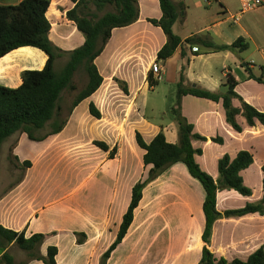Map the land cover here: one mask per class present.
I'll use <instances>...</instances> for the list:
<instances>
[{"label":"crops","instance_id":"obj_1","mask_svg":"<svg viewBox=\"0 0 264 264\" xmlns=\"http://www.w3.org/2000/svg\"><path fill=\"white\" fill-rule=\"evenodd\" d=\"M22 1L0 0V5L16 6ZM50 2L47 18L52 25L49 34L52 43L64 52H71L81 47L85 37L75 23L67 18V12L75 6L73 1L50 0ZM173 2L179 13L173 27L176 35L183 40L193 35L210 36L219 45H232L237 39L244 38L250 44V48L245 52L256 53L261 62L257 68L259 73L255 72L254 65L250 66V69L257 77L264 78V0L262 7L246 13L241 12L240 0H173ZM139 7L140 18L136 23L113 30L112 37L103 53L95 60L104 79L103 84L97 92L83 100L73 110L65 129L44 141L30 140L25 133H17L11 136L10 140L7 139L11 141V144L15 142L13 157L18 158V164L28 160L32 162V166L24 170L17 169V174L22 173L20 178L18 176L12 180L7 179L8 176L14 178L16 175L11 171L5 176L0 175V225L17 232H25L26 237L37 233L45 234L47 237L41 252L46 255L49 246H56L59 250L57 264H61L63 257L67 258L64 264H79L73 244H76V251L85 250V256H87L94 246L91 241L104 239L103 241L106 242L95 264L100 263L102 255L117 237L123 216L131 201L132 188L138 181L134 172L131 173L134 168L129 161L130 155H127L125 145L119 143L122 138L117 132V157L110 159L109 153L103 151L108 155V161L100 171V175L93 181V183L98 181L100 184H84L71 190L42 184V176L35 169L33 160L37 159L42 150H46L54 139L78 136L75 133L67 134V132L79 108L85 105L84 110L90 115L89 105L94 103L102 114L105 110L107 111L109 102L113 100V93L117 90V96L123 97L122 101L130 102L126 109L120 108L122 105L118 104L117 113L123 109L127 111L129 107L132 108V112L137 113L132 121L134 129L131 132V145L132 151L140 156L142 164L145 151L136 142V132H140L148 144L161 130L165 133L168 142L175 144L179 141L174 124L164 127L154 123L143 114L144 110L139 104L144 93L153 90L149 87L147 79L153 62H157V53L167 41L162 29L148 21V19L158 20L162 17L159 0H139ZM238 53L240 52L201 51L200 55L194 56L187 48V55L183 57L181 49H178L172 58L166 62L157 63L163 68L161 74L175 89L183 74L187 85H196L215 92H226L225 77L231 73L238 81L236 92L245 102L264 113V94L245 90L246 85H249L262 92L264 84L249 79L246 71L242 76L238 75L237 63L242 59ZM59 59L68 61V55H63ZM47 60L48 56L34 47H23L9 53L0 59V85L8 88L20 87L22 73L26 70L43 69ZM117 81L127 84L128 94L121 90ZM74 83L76 85V74ZM188 103H203L205 106L195 113L187 109ZM233 106L241 109V102L233 99ZM181 108L182 114L189 123L193 124L194 132L209 139L207 142L193 140L192 144L194 148L202 149V155L197 156L196 159L201 168L214 179H217L219 175L218 161L224 155L228 154L233 159L241 150H248L254 156L253 165L241 173L243 179L252 172L256 175L259 186L252 188L253 195L245 197L233 190L219 191L217 210L221 213L234 210L226 208L225 205L235 198L243 202L239 208H243L250 202H260L263 197L264 150L260 152L263 159H258L256 146L264 147V125L256 122L254 127H250L242 114H239L237 121L243 131L238 133L227 123L222 102L216 103L190 95L182 98ZM91 117L96 121L102 120V118ZM217 137L222 138L223 143L211 141L212 138ZM24 143L35 148L36 152L30 155L25 154L21 150V145ZM106 143L110 145L109 142ZM211 144L216 145L214 146L216 153L203 165L202 160L207 159L206 147ZM48 158L49 156L45 157V159ZM116 158V170L105 167ZM143 167L148 172L151 168L144 164ZM185 167L182 163L173 165L146 187L144 197L148 187L163 191L165 201L161 206V216L158 218L146 216L144 222H137L135 217L128 234L113 252L108 264L115 258V252L128 242L134 243L135 250L144 245V251L141 253L145 254L144 260L139 259L134 264H149L146 262L149 257L150 264H155L153 258L159 251V247L162 263L157 264H198L200 262L204 246L202 235L205 230L203 212L205 191L199 181L190 176ZM147 176H143L141 180ZM100 177L101 180H98ZM58 193H64V195H58ZM144 197L136 212L141 208ZM157 221H161V227L155 229ZM75 233L86 235L83 244L77 243ZM158 240L163 243L162 247L157 244ZM65 242L69 243L68 251H65L67 247ZM261 247L264 248V216L260 214L223 218L214 225L210 250L217 258L224 257L230 262L234 259L245 261ZM17 249L11 247V253ZM127 261L124 259V263H119L121 261L117 259V264H125ZM16 262L18 263L17 260ZM29 264L43 263L35 260L30 261Z\"/></svg>","mask_w":264,"mask_h":264},{"label":"trees","instance_id":"obj_2","mask_svg":"<svg viewBox=\"0 0 264 264\" xmlns=\"http://www.w3.org/2000/svg\"><path fill=\"white\" fill-rule=\"evenodd\" d=\"M74 8L67 12L69 21L75 23L77 29L84 35V44L71 51L64 52L57 48L49 38L52 25L47 18L50 0H23L16 6L0 5V59L9 53L23 48L34 47L43 51L48 60L41 70H26L22 73V85L18 88H8L0 85V148L3 143L17 133H25L30 140L44 141L52 135L61 133L67 126L73 110L85 99L90 98L103 84L95 60L103 53L105 46L112 37L113 30L125 28L136 23L140 18L139 0H72ZM162 17L158 20L148 21L162 29L167 41L157 53V62H166L172 58L178 49L186 57L187 48L194 56L204 52L232 51L243 53L250 48L249 42L244 38L237 39L232 45H219L210 36L193 35L183 40L175 34L174 25L179 13L173 0H159ZM193 47L198 51L193 52ZM63 55H68V61L63 71H55L56 61ZM82 67L88 75V83L80 90L69 109V115L61 119L60 105L64 91H77L74 76ZM249 79L264 84L263 77H257L250 65H246ZM184 70V68H183ZM150 88L158 85L152 72L148 76ZM121 90L128 94L125 82L117 81ZM238 81L231 74L225 77L226 92H215L196 85L185 84L182 74L177 84L176 107L172 113L178 126L179 141L175 144L167 141L165 133L161 130L149 144L140 132H136V142L145 151L143 164L151 166L147 178L137 182L132 188L131 201L123 216L115 241L102 255L99 264H108L113 252L123 242L131 228L135 212L141 204L146 187L163 175L169 168L177 163L186 166L190 176L199 181L205 191L203 212L205 215V230L202 235V258L198 264H264V248H259L247 260L217 258L210 250L215 223L223 218H237L249 214L264 216V178L263 197L260 202H250L243 208L227 210L223 213L217 210V194L219 191L229 190L250 197L253 190L245 185L241 173L254 163V156L248 150H241L235 158L228 154L218 161V177L214 179L205 172L196 157L201 156L202 149L194 148L192 141L207 142L208 138L194 132L193 124L189 123L182 114V98L194 96L213 102H222L226 113L227 123L238 133L243 131L237 121V116L242 114L250 127L256 122L264 125V113L248 104L236 92ZM233 99L241 102V109L233 106ZM89 113L96 119H101L102 114L94 103L89 105ZM51 125V131L40 135L41 131ZM215 143H223L220 137L212 138ZM93 144L102 151L109 153V158L114 159L117 149H111L104 141H94ZM18 161L17 157H14ZM23 169L32 166L31 161L20 164ZM264 174V166L262 167ZM77 243L83 244L86 240L84 233H75ZM43 233L26 237L25 232H17L0 225V264H29L30 261H41L43 264H57L59 250L56 246H49L47 254L43 255L41 248L46 240ZM11 247H16L27 254V259L17 263L11 253Z\"/></svg>","mask_w":264,"mask_h":264},{"label":"rangeland","instance_id":"obj_3","mask_svg":"<svg viewBox=\"0 0 264 264\" xmlns=\"http://www.w3.org/2000/svg\"><path fill=\"white\" fill-rule=\"evenodd\" d=\"M251 52L252 51L238 53V56H242L243 59H240L237 63L239 66V71L237 72L239 76H242L245 73L247 68L246 65L252 63H254L253 65L255 66V72L259 73L257 68L261 63L260 58L256 53L252 54ZM66 63V59H58L55 64V71L60 74L63 71ZM160 77L161 78L158 80V85L155 86L153 90H148L146 93H144V96L141 98L139 104L144 110L143 114L147 116V119L158 125H163L164 127L168 126L169 124H174L176 132L179 134L178 126L172 113L173 108L176 107L177 89L168 83L166 77H164L163 74H161ZM87 83L88 75L85 68L82 67L76 73V85L78 88L77 91H64L62 94L60 101V105L62 107L60 117L62 120L68 117L69 109L71 108L78 92L82 90ZM245 90L264 94V91L261 92L260 90L249 85H246ZM113 94V100L109 102L107 111L105 110L104 113H102L101 121L94 120L87 113L88 111L86 112L84 110L85 105L81 106L67 132V134L75 133L79 137L74 135L72 138L68 139H54L52 144H50L46 150H42L41 155L38 156L37 159L33 160L35 169L37 172H39V175L41 174L42 176L43 185H49L51 187L58 186V188H61L62 190H71L76 186H82L84 184H100L98 181L97 183H93V181L96 180V178L100 175V171L103 170L105 163L108 161V155L99 150V148L93 144V141L109 142V146L111 148L117 149V132L120 133V138H122L119 140V143L125 145L127 149V155H130L129 161L134 168L132 169L131 173L134 172V176H137V182L143 179V176H147V169L143 167L140 156L136 152L132 151L131 145V132L134 129L132 121L134 120V115L137 116V113L136 111L132 112L131 107H129L127 111L124 110L126 107H128L127 105H130V102L122 101L121 98L123 97L117 96V90L116 93ZM118 104H121L122 106H120V108L122 107L124 109L117 113ZM204 106L205 105L203 103H188L187 109L191 112L198 113ZM50 131L51 125L48 124L45 129L38 131V134L44 135ZM8 140H6L0 148V175L5 176L9 171L14 172V174H16L14 178L9 176L7 177V179L12 180L18 176L19 178L22 176V173H16L17 169H24L13 157L15 142L11 144V141L9 142ZM214 146L216 145L211 144L209 147H206L207 159L202 160L203 165L209 162L214 153H216ZM256 149L258 151L256 154L257 158L263 159L260 152L264 150V147L258 145L256 146ZM21 150L28 155L34 154L36 152L35 148H32L26 143L21 145ZM46 156H49V158L45 159ZM105 167L116 170L117 158L114 162H109V164ZM98 180H101V177ZM244 180L245 184L251 189L257 188L259 186L257 177L253 174V172L246 175ZM107 183L110 184L109 182ZM60 194L64 195V193H58V195ZM164 201L165 195L162 190L155 189V187H148L145 192V197L141 208L138 210V212H135L136 221L144 222L146 216H149L150 218L160 217L162 212L161 206L163 205ZM242 204L243 202L241 199L235 198L231 199L225 206L226 208L237 209ZM156 225L157 228L155 229L160 228L161 221H157ZM103 240H92L91 243H93L94 246L91 250V253L87 256H85V250L79 249L77 252L76 244H73L75 254L79 259L78 263L95 264L96 259L100 255L106 242ZM133 244L134 243L132 242H128L125 245H122V247L115 252V258L110 264H117V259L118 261H121L119 263H124V259H127L128 261L125 264H134L138 262L139 259L144 260L143 257L145 254H141L144 251V245L139 247L138 250H135V248H133ZM157 244L161 247L163 246L161 240H158ZM65 245H67L65 251H68L69 243L65 242ZM12 254L18 263L27 259V254L20 249H17V251L14 250ZM160 254L161 248L159 247V251L154 254L153 258L155 264L162 263ZM66 259V257L61 258V264H64ZM146 262H149L150 264V257L146 260Z\"/></svg>","mask_w":264,"mask_h":264},{"label":"built area","instance_id":"obj_4","mask_svg":"<svg viewBox=\"0 0 264 264\" xmlns=\"http://www.w3.org/2000/svg\"><path fill=\"white\" fill-rule=\"evenodd\" d=\"M262 6H263V0H240V9L242 13L254 11ZM193 51L197 52L198 48L194 47ZM253 64L254 63L249 64V65L253 66ZM162 71H163V68L161 67V65L157 62H153L151 66V72L153 73L154 78L156 80H159L161 78L160 75Z\"/></svg>","mask_w":264,"mask_h":264}]
</instances>
